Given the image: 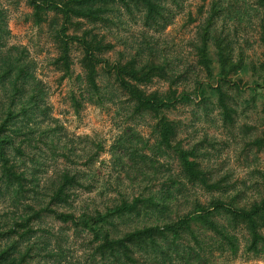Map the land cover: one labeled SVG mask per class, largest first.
<instances>
[{
	"label": "trees",
	"instance_id": "1",
	"mask_svg": "<svg viewBox=\"0 0 264 264\" xmlns=\"http://www.w3.org/2000/svg\"><path fill=\"white\" fill-rule=\"evenodd\" d=\"M20 2L32 25L47 24L60 80L71 77L78 52L83 90L82 102L71 97L76 111L84 103L110 102L116 116L149 121L152 142L127 129L110 145L114 183L129 185L116 198L106 182L98 183L101 144L80 153L74 145L82 138L62 146L63 128L46 104L34 60L9 44L6 6ZM131 25L138 32L128 37L113 32ZM254 44L260 52L250 60L247 46ZM101 78L111 80L110 88ZM249 113L254 122L241 124ZM201 122L221 134L208 136V128L196 126ZM226 143L239 145L249 180L235 178L234 167L223 169ZM262 153L264 0H0V200L14 210H0V264H33L47 244L46 217L70 225L85 245V263L50 255L60 264L262 258L264 171L252 167ZM59 156L62 167L48 172L47 162ZM77 159L85 161L84 170L73 164ZM86 187L98 191L102 205L73 208ZM138 187L144 191L134 192ZM53 239L63 242L62 234Z\"/></svg>",
	"mask_w": 264,
	"mask_h": 264
},
{
	"label": "rangeland",
	"instance_id": "2",
	"mask_svg": "<svg viewBox=\"0 0 264 264\" xmlns=\"http://www.w3.org/2000/svg\"><path fill=\"white\" fill-rule=\"evenodd\" d=\"M197 0H189V3H195ZM7 8V25L10 31L9 44L13 46H18L24 48L29 58L33 59L36 64V75L40 79L47 92L46 104L51 109V114L53 118L57 120V123L62 126V146L67 142L74 141L75 139L82 138L78 144H75V149L80 153L81 150H90L96 144H101L104 151L100 155L99 161L96 163V167L100 168V175L98 183H107L110 194L113 198H116L118 194L126 192L129 185L125 182L123 185H115V177L117 174L111 169V159L108 154L110 145L127 129H134L138 134H140L144 139H149L152 142V136L149 129V121L144 120L139 121H129L126 119L125 114L120 116L115 115L116 107L113 103L106 102L102 107L92 105L90 103H84L76 111L72 105L71 97L75 96L78 101H81L82 97V82L79 78L82 77V70L78 64L79 54L74 52L72 55L73 65L71 77L65 80H60V73H58L53 65L52 60L56 56L57 51L53 45L50 35L49 28L47 24H44L41 28L32 25L30 20V9L25 5L24 2L18 4H8ZM180 23V18H177L174 26ZM173 26V27H174ZM171 27L170 29H172ZM176 27V26H175ZM127 30L114 29V34L117 33L120 36L128 37L131 34L138 32L137 26H128ZM169 29V30H170ZM168 31V30H167ZM255 29L248 30L244 36L247 39L250 35L254 33ZM179 35L182 33L178 32ZM176 34V33H175ZM171 38V37H170ZM174 39L178 41L179 37L174 36ZM251 45V43H250ZM248 57L250 60L254 58V55L259 54L260 50L257 45H252V47L247 46ZM121 50L118 46L116 51ZM110 58L116 59V54L111 53ZM103 86L109 87L111 85V80L107 82V79H99ZM110 88V87H109ZM82 102V101H81ZM215 118L216 115H213ZM241 124H251L254 122L253 113H249L245 116L239 118ZM198 127L208 128V136L218 137L221 133L216 129L210 127V122L197 123ZM199 135V133H198ZM228 140L221 136L220 140ZM226 148L224 150V155L222 157L223 169L234 167L235 178L240 180H249V174L245 170L244 157H239V145L234 146L230 143H226ZM93 149V148H92ZM93 151V150H92ZM36 154H39V150H34ZM253 166H258L259 169L264 171V153L257 155L252 158ZM64 162L62 157H58V162L53 163L51 161L47 162L46 170L48 172L57 170L62 167ZM74 162V161H72ZM101 163V164H100ZM73 164L76 167L84 170L85 161L83 159H77ZM100 164V165H99ZM46 171H42L39 175V180L41 182V189L38 191V195L41 197L46 195V191L43 189L44 180L47 177ZM111 175V177H109ZM122 178V176H119ZM92 186H97L94 182ZM152 186H158L152 184ZM151 186V187H152ZM140 187L135 188L134 192L144 191L142 188L138 191ZM132 192V193H134ZM77 203L74 204L73 208L92 210L94 207H99L102 205L101 198H99L98 191L95 189L89 191L86 188L78 191L75 196ZM0 210L9 214L14 210L10 208L7 202L0 200ZM134 224V223H133ZM38 227V226H36ZM42 228L47 232L44 233V238H47V244L44 247V251H41V255L36 257L33 264H60L59 259L56 256L58 252L66 258V261H71L75 263L79 261L85 263V245L81 242L79 236H75L71 230L70 225H64L51 217H46L43 221ZM62 234L63 242L60 244H55L53 239L54 234ZM59 261V262H58ZM227 261L226 258H221L218 264ZM61 264H65L61 261ZM229 264H264V257L253 259L249 258L247 255L240 254L238 257L230 261Z\"/></svg>",
	"mask_w": 264,
	"mask_h": 264
}]
</instances>
